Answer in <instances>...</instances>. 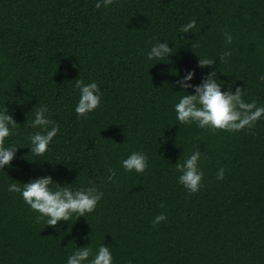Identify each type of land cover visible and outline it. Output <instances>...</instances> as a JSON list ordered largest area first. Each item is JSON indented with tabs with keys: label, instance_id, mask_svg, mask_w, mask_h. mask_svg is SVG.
<instances>
[{
	"label": "trees",
	"instance_id": "1",
	"mask_svg": "<svg viewBox=\"0 0 264 264\" xmlns=\"http://www.w3.org/2000/svg\"><path fill=\"white\" fill-rule=\"evenodd\" d=\"M95 2L0 0V108L18 123L5 145L20 147L0 169V264H65L75 246L90 243L93 251L109 245L115 264H264V118L239 131L179 125L173 105L187 93L171 74L195 69L199 83L207 71L199 56L217 58L221 79L264 105V0H113L100 9ZM192 19L196 29L181 34ZM157 39L174 42L175 54L146 61ZM78 78L103 93L80 118ZM42 104L60 133L34 157L35 130L25 122ZM194 149L205 175L189 194L175 164ZM132 151L147 153L145 172L122 168ZM221 167L225 178L217 180ZM46 174L73 188L92 182L104 196L87 218L37 223L38 213L7 185ZM160 213L167 219L154 225Z\"/></svg>",
	"mask_w": 264,
	"mask_h": 264
},
{
	"label": "clouds",
	"instance_id": "2",
	"mask_svg": "<svg viewBox=\"0 0 264 264\" xmlns=\"http://www.w3.org/2000/svg\"><path fill=\"white\" fill-rule=\"evenodd\" d=\"M112 3L113 0H96L94 7L107 8ZM196 27L197 21L192 19L181 25L179 32L192 33ZM224 38L226 45L232 44L233 37L230 33L225 32ZM171 43L174 46L170 47V41L167 39H157L155 43H151L150 49L146 52V61L159 63L169 60L175 54V43ZM229 56H231L230 49L218 57L220 64ZM216 63L217 58L199 56L198 67L207 69L199 83H193L196 78L195 69L186 70L183 75H180L179 71L177 74L173 69L171 70V74L179 76L173 86L182 90L178 92L187 93L179 96L178 102L173 105L176 121L179 125L194 123L198 128L208 130L239 131L246 127L251 128L264 118V105H259L255 100L246 101L242 87L233 88L231 83L222 80L220 74L223 72L220 67L217 70ZM259 78L264 80V74ZM75 87L79 89V98L74 111L77 118L85 117L100 106L103 93L98 82L94 80L85 83L82 79H75ZM34 109L31 119L28 116L25 122L35 130L28 136V146L34 157H43L49 151L54 138L60 133V125L49 118L47 105L42 104L38 108L35 106ZM17 124L8 107L0 108V169L5 170L6 165H12L16 151L20 148L15 144L5 145L6 138L13 134ZM201 157V150L194 149L183 157L182 162L180 159L175 164L179 173L177 183L181 184L189 194L197 193L203 186L205 174L199 166ZM36 160L48 161L47 159L31 161ZM148 165L149 157L147 153L141 151H132L121 161L122 168L127 172L143 173ZM225 172V168H219L216 174L217 180H223ZM114 177V170L109 168L107 179L112 181ZM15 181L17 180L13 179V182L8 183L7 190L18 193L30 210L38 213L35 217L37 223L44 221L51 226H56L61 221L72 222L74 215L77 219L82 216L87 218V214L94 212L104 196L103 191L92 182L87 186L73 188L74 183L61 185L51 174L37 176L25 183ZM166 219V215L160 213L155 216L153 224L158 225ZM65 264H115V261L109 245L101 243L93 251L90 243L85 246H75L67 255Z\"/></svg>",
	"mask_w": 264,
	"mask_h": 264
}]
</instances>
